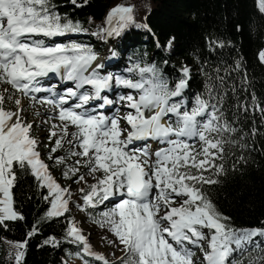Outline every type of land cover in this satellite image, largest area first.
Masks as SVG:
<instances>
[{"label":"snow or ice","instance_id":"obj_1","mask_svg":"<svg viewBox=\"0 0 264 264\" xmlns=\"http://www.w3.org/2000/svg\"><path fill=\"white\" fill-rule=\"evenodd\" d=\"M260 7L264 11V0H260ZM132 13L131 6L113 8L108 23L116 20L117 27L108 34L118 35L120 29L133 22ZM81 31L79 22L53 10L51 0H0V83L25 96L33 94L32 100H37L34 94L49 93L37 101L52 106L54 115L50 119L59 121L49 132V139H56L48 159L66 164V157H53L51 153L70 145V157L77 158V166H69L63 175L70 178L82 166L95 180L87 191L79 189L84 204L96 208L118 198L101 216L102 223L123 245L124 254L117 257L119 264H194L189 245L204 252L205 264H233L229 257L254 242L255 237L264 236V228H231L226 223L228 218L216 210L202 190L203 185L218 182L206 174L223 173L224 165L217 161L224 158L225 145L231 142L225 134L236 132L224 117L218 94L209 89L207 98L197 96L189 107L182 99L188 87L187 67L173 87L155 64L137 63L129 68L127 71L136 79L131 75H101L98 70L103 66H93L97 56L90 48L75 42L48 44L36 38ZM260 59L264 61V51ZM50 74L73 86L62 92L42 87L40 80ZM113 85L136 94L119 95L116 101L102 95ZM4 100L0 95V225L24 219L14 208L12 193L18 170L29 172L40 187L48 190L44 197L50 204L46 216L60 217L68 211L70 190L54 179L49 165L41 159L38 142L31 134L33 125L21 117L22 109L6 110ZM93 101L101 103L89 107ZM119 102L130 109L123 116H108L98 110ZM15 104L19 106L21 101L16 99ZM148 139L166 146L155 152H149L146 145L134 146V142ZM84 180L80 175L76 182ZM36 231L33 228L29 236ZM66 235L69 243L82 245L85 255L110 264L92 251L75 224ZM205 240L207 250L202 243ZM45 243L58 244L55 238ZM26 246L27 241L14 245L16 264H21ZM260 261H264V253L249 259L248 264Z\"/></svg>","mask_w":264,"mask_h":264},{"label":"trees","instance_id":"obj_2","mask_svg":"<svg viewBox=\"0 0 264 264\" xmlns=\"http://www.w3.org/2000/svg\"><path fill=\"white\" fill-rule=\"evenodd\" d=\"M63 18L79 22L83 31L73 42L94 52L106 46L110 11L120 5L133 8L134 21L108 37L112 60L104 69L116 73L139 63L159 69L173 87L189 69L182 99L195 102L217 95L224 117L236 128L225 134L222 174L209 172L218 182L203 185L226 223L235 230L264 228V11L257 0H51ZM101 27L102 31L97 29ZM70 37V36H68ZM169 41L171 44L169 45ZM72 43V42H71ZM167 61V63H165ZM109 65V67H108ZM255 98V99H253ZM181 99V98H176ZM219 106V105H218ZM12 189L14 208L24 219L0 225V264H16L14 245L27 241L21 264H71L80 257L103 264L69 243L72 214L48 218L46 188L29 173L18 170ZM33 228L37 231L29 236ZM55 238L57 245L45 243ZM77 253H80L78 256ZM252 253H250V256ZM123 256V255H122ZM244 256L238 262L246 261ZM110 264H119L117 258Z\"/></svg>","mask_w":264,"mask_h":264},{"label":"rangeland","instance_id":"obj_3","mask_svg":"<svg viewBox=\"0 0 264 264\" xmlns=\"http://www.w3.org/2000/svg\"><path fill=\"white\" fill-rule=\"evenodd\" d=\"M114 27H117L116 20H113L112 24H109L110 30ZM109 29L108 31H106V39H105L106 46L104 47V49L101 47L100 51L98 52L93 51L97 56V60H99L95 64H100L103 66L98 70L101 75L110 74L109 72L111 71L110 70L111 67L109 70L104 69V65H107L108 62L112 60V52L110 48V42L108 40V37L110 36L108 34V32L110 31ZM97 31L101 32L102 28L99 27ZM77 33H69L65 36H57L50 39L44 37H36V38L45 39V42L48 44H53V43L69 44L73 42V38H74L73 35ZM262 51H264V45L261 49V52ZM95 64L93 66H95ZM112 72L114 71L112 70ZM117 72H119L124 76L131 75L132 78L134 79L138 78L137 76H135V74H130L128 71L124 72V70H122ZM53 80H56V78L54 77ZM40 84L42 86V82H40ZM56 85L57 84H55V81H51L50 85L47 84V86L43 85L42 87L53 88ZM5 88L8 89V92L4 91ZM126 90L128 91V93L132 92L134 95L136 94L134 93L133 90L130 89H126ZM62 91L63 89L58 90L57 92H62ZM0 95H3L5 97L3 107L6 110L16 111L18 107L22 109V112L20 113L21 117L27 123H31L33 125L31 134L38 142V151H40L41 153V159L44 160L45 163L49 165V171L51 172L54 179L59 184H61L62 187L68 188L70 190L68 211L72 214V219L69 223L68 228L72 224H75L79 229H81L82 233L86 236L92 251L97 254L103 255L110 262L115 260L117 257L122 256L124 254L121 250L123 248V245L119 243L115 235L110 231L109 226L107 224L102 223V216H101V213L103 211H106L113 206V204L115 203L114 199H118V198H114L111 201L113 204L106 202L104 205H100L96 208H92L84 204L83 193H81L79 189L83 188L85 189V191H87L88 186L92 183H95V180L92 177V175L89 174L87 168H84L82 166H79L80 172L74 176H70V178H66L63 175V173L68 170L69 166H77L74 164V161L77 158L70 157V152L73 150L70 145L65 144L64 147L59 149L56 153H51L53 157L55 156L66 157V164L64 165L57 164L55 163L54 159L53 160L48 159V156L50 154V149L54 147V140L56 139V137H53L50 140L49 132L51 126L53 124H58L59 121L55 120L54 118L50 119V117H53L54 115L52 106L47 104H41L38 103L37 101L39 100L40 97L49 96V93L47 92L45 94H41V93L34 94L37 96V100H32L30 96L33 94H29V96H25L22 93L16 92L9 85L0 83ZM16 99H19L21 101V104L19 106L15 104ZM184 103L187 104L189 107L195 104V102L188 103L186 101H184ZM98 110L102 111L105 115L108 116H115V115L123 116L124 114H126L127 111H130V109L124 107V102L116 103L114 110H112L110 113L102 109H98ZM121 126L122 127L124 126L123 122ZM70 131H75V129L71 128ZM159 144H161L159 141L153 142L152 139L134 142L135 147H144L146 145L149 152H155L156 151L155 146ZM80 175H84L85 180L77 183L76 181L78 180ZM204 231L206 234H208L207 230ZM202 243L204 249L207 250V244H206L207 241L205 240V242ZM189 248H191L193 252L192 259L194 261V264H205L204 252L200 248L192 245H189ZM250 253H252L251 256ZM262 253H264V236H258L254 238V242L248 243L244 245L242 249H238L236 252H234L232 256L229 257V259L230 261L233 262V264H237V262L240 259H242V257L249 256L246 261V264H248L249 259H254ZM71 264H95V263H89L88 261L80 257H74L73 259H71ZM260 264H264V261H260Z\"/></svg>","mask_w":264,"mask_h":264},{"label":"bare ground","instance_id":"obj_4","mask_svg":"<svg viewBox=\"0 0 264 264\" xmlns=\"http://www.w3.org/2000/svg\"><path fill=\"white\" fill-rule=\"evenodd\" d=\"M259 3H260V0H259ZM114 24H115V23H114ZM109 30H110V29H109ZM98 61H99V60L95 61L94 64L97 63ZM110 74H111V75H122V74H118V73H116V72H113V73H110ZM105 75H107V74H105ZM54 77L56 78V80H53ZM57 77H59V76H56V75H54V74H50L48 77H46V78H42V79L40 80V82H42V86H43V85H44V86H47V84L50 85V82H51V81H55V84H57L56 86L53 87V89H54L55 91L62 90V89H64V88H66V87H71V86H73L72 82L65 81V80H62V79L59 80V79H57ZM40 85H41V84H40ZM45 93H47V92H41V94H45ZM103 93H104V94H103ZM103 93H102L103 95H107L108 98H110V99L116 101V99H117V97H118L119 95L126 94V93H128V91H127L125 88L117 87V86L114 85V86L112 87L111 90L105 91V92H103ZM134 93H135V92H134ZM98 103H101V101H99V102H98V101H93L92 104H91V106H92V105H95V104H98ZM115 105H116V103H114L113 105L105 106V108H103L102 110H104V111L110 113L112 110H114ZM91 106H89V107H91ZM111 114H112V113H111ZM153 142H157V140H153ZM165 146H166V145L159 144V145L155 146V149L158 150L159 148H161V147H165ZM116 200H117V199H114V202H116ZM109 203H112V202L109 201ZM112 204H113V203H112ZM203 242H205V241H203ZM206 244H207V243H206Z\"/></svg>","mask_w":264,"mask_h":264},{"label":"built area","instance_id":"obj_5","mask_svg":"<svg viewBox=\"0 0 264 264\" xmlns=\"http://www.w3.org/2000/svg\"><path fill=\"white\" fill-rule=\"evenodd\" d=\"M258 2H259V0H258Z\"/></svg>","mask_w":264,"mask_h":264}]
</instances>
